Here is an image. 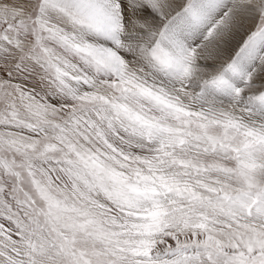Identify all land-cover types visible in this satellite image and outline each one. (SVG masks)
<instances>
[{"label": "snow or ice", "instance_id": "1", "mask_svg": "<svg viewBox=\"0 0 264 264\" xmlns=\"http://www.w3.org/2000/svg\"><path fill=\"white\" fill-rule=\"evenodd\" d=\"M0 264H264V0H0Z\"/></svg>", "mask_w": 264, "mask_h": 264}]
</instances>
